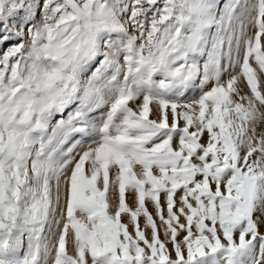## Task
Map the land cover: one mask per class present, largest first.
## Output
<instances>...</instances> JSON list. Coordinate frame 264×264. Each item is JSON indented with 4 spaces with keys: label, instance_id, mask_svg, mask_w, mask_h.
<instances>
[{
    "label": "snow or ice",
    "instance_id": "1",
    "mask_svg": "<svg viewBox=\"0 0 264 264\" xmlns=\"http://www.w3.org/2000/svg\"><path fill=\"white\" fill-rule=\"evenodd\" d=\"M262 228L264 0H0V264H264Z\"/></svg>",
    "mask_w": 264,
    "mask_h": 264
},
{
    "label": "rangeland",
    "instance_id": "2",
    "mask_svg": "<svg viewBox=\"0 0 264 264\" xmlns=\"http://www.w3.org/2000/svg\"><path fill=\"white\" fill-rule=\"evenodd\" d=\"M209 87H210V85H209ZM261 230L264 231V228H262ZM161 238H163V237H161Z\"/></svg>",
    "mask_w": 264,
    "mask_h": 264
}]
</instances>
